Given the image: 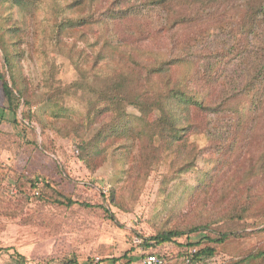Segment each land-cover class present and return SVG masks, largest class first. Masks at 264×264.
Wrapping results in <instances>:
<instances>
[{"label": "trees", "instance_id": "16d2710c", "mask_svg": "<svg viewBox=\"0 0 264 264\" xmlns=\"http://www.w3.org/2000/svg\"><path fill=\"white\" fill-rule=\"evenodd\" d=\"M56 1L72 15L63 25L54 26L42 0H0V11H6L0 23L5 67L0 75L8 109L17 117L19 106H28L22 118L35 130L33 121L37 120L41 133L51 128L61 135L75 136L78 156L89 171L102 167L113 149L120 152L121 159L133 162L129 172L135 176L138 189L150 167L168 162L170 169L161 179L165 191L170 182L186 174L198 181L197 190L208 191L213 179H218V169L230 163L229 157L238 147V135L253 128L264 115V49L252 54V46L264 34V0ZM79 42L92 52L80 47ZM50 52L66 55L81 75L89 62L93 70L111 66L103 75L104 83L92 85L90 96L84 98L85 114L76 117L77 111L66 105L67 87L51 88L49 72L45 77L49 89L41 93L26 75L22 63L25 58L41 59ZM250 56L254 68L245 83L228 78L230 67L248 61ZM119 102L133 106L137 113H117ZM36 103L43 106L40 117L32 110ZM153 113L157 114L154 119ZM216 117L224 118L228 133L225 138L213 139L220 146L216 166L204 169L198 166L197 158L206 150L190 146L188 140L193 133L213 134ZM22 118L14 122H22ZM42 148L49 150L45 145ZM150 148L147 159L142 154L137 157L136 150ZM209 148L208 153H212L213 145ZM141 160L148 171L136 173ZM9 171L11 167L0 165V181L7 179ZM63 177L59 182L65 181L66 173ZM238 180V197L227 214L187 229L162 230L147 240L137 235L143 241L135 245L151 248L142 257L156 253L168 259V242L176 243L186 258L191 254L192 260L211 257L229 238L264 230L248 225L256 194L264 183V152ZM46 183L52 190L42 189L37 195L41 202L92 208L87 200L80 202L73 193L58 189L59 183ZM115 196L112 190L113 203ZM99 207L109 210L104 204ZM197 231L203 233L199 240L190 236ZM179 238L184 241L179 243ZM18 256L24 258L21 253ZM252 260L264 264V248L225 264H249Z\"/></svg>", "mask_w": 264, "mask_h": 264}, {"label": "rangeland", "instance_id": "374dc122", "mask_svg": "<svg viewBox=\"0 0 264 264\" xmlns=\"http://www.w3.org/2000/svg\"><path fill=\"white\" fill-rule=\"evenodd\" d=\"M42 1L50 10L54 26L63 25L72 15L70 10L56 0ZM5 14L6 11H0V23ZM83 43L79 42V46H84L85 49L87 47L90 52V47ZM263 49L264 34L252 46V54H259ZM22 63L34 87H40L39 93L49 89L45 80L48 72L52 89L67 87L65 103L77 111L76 117L86 112L84 98L90 96L91 86H101L104 83L103 75L111 68L109 65H101L100 69L93 70L89 62L84 64L86 71L81 75L66 55L56 52H50L49 56L41 59L38 56L35 59L25 58ZM253 68L254 61L250 56L246 62H235L228 70V78H238L239 83L243 84ZM4 70L0 52V74ZM2 80L0 75V165H7L12 171L8 172L5 181H0V199L13 202V206L8 203L6 209L5 205H0V264H60L70 259L78 260L76 264H95L97 257H100L99 264L109 256L117 259L114 264H136L146 251L151 250L146 246L135 245L134 238L137 235H142L147 240L162 230L187 229L227 214L238 197L235 193L238 178L245 174L251 163L258 162L264 152L263 115L253 128H247L238 135V147L229 157L230 163L223 170L218 169V179H213V185L208 191L197 190L198 181L190 179L187 174L170 182L165 191L161 179L170 169L168 162L150 167L138 189L135 176L129 172L133 162L121 159L119 151L110 150V159L96 172H92L78 156L75 136L61 135L51 128L46 134L41 133L37 120L33 121L37 126L35 130L22 118V112L28 111V106H19L20 114L16 117L8 109ZM116 109L117 113H137L126 102H119ZM32 110L40 117L43 106L36 103ZM156 116V113L152 114L153 119ZM15 118H22V122L15 123ZM212 124L216 125L213 126V134L209 131L193 133L188 140L190 146L206 150L197 158L198 166L204 169L216 166L220 146L215 145L213 139L217 136L225 138L228 133L224 118L216 117ZM43 145L49 148L48 152L42 148ZM211 145L212 153H208ZM150 150L151 148L138 149L136 155L139 157L142 154L147 159ZM172 157L174 155H170ZM142 162L143 160L136 164L135 171L147 170ZM64 173L67 178L64 182H59L64 180ZM47 180L59 183L57 188L73 193L75 200H87L92 208L79 204L67 208L41 202L35 192H41L42 189L51 191ZM19 182L23 183V188ZM112 190L115 191L116 203L111 199ZM189 195L192 196L189 198ZM256 199L248 216V225L259 229L264 227V183L259 187ZM102 203L110 211L100 208ZM9 221H13V235L6 234L9 229H5L6 223ZM22 224L28 225L27 236H22V231L18 230ZM202 235L200 231L190 233L196 240ZM13 241L19 243L24 258L19 257L20 252L10 246ZM177 241L181 243L184 238ZM21 243L23 244L20 245ZM263 248L264 230L250 236L231 237L216 255L194 259L191 264H225L249 253H257ZM180 251L176 243H166L165 252L169 264L187 263ZM256 262L257 260H252L249 264Z\"/></svg>", "mask_w": 264, "mask_h": 264}, {"label": "built area", "instance_id": "2783aa9c", "mask_svg": "<svg viewBox=\"0 0 264 264\" xmlns=\"http://www.w3.org/2000/svg\"><path fill=\"white\" fill-rule=\"evenodd\" d=\"M105 191L107 192V190H105ZM39 193H40V190H37L35 192V194H37V195ZM142 241H143L142 238H140L139 236H136L134 238L135 243H142ZM195 251H196V249L193 250V252H195ZM192 259H193V255L191 254L190 256H188L186 258L187 263L191 264ZM100 261H101L100 257H97L96 263H98ZM138 264H169V261L167 259H165L164 257L156 254V253H148L142 258V260Z\"/></svg>", "mask_w": 264, "mask_h": 264}, {"label": "crops", "instance_id": "0c3cea01", "mask_svg": "<svg viewBox=\"0 0 264 264\" xmlns=\"http://www.w3.org/2000/svg\"><path fill=\"white\" fill-rule=\"evenodd\" d=\"M11 204L12 205V203L11 202H9L8 200H6V199H0V205H5V207H6V209H7V206L9 205V204ZM11 221V220H10ZM9 221V223H6V228L5 229H7L8 227H9V229H7V232H6V234H11V235H13V233H12V231H11V228H12V222H10ZM21 229H18V230H20V231H22V236L25 234V236H27L28 235V225H24V224H22L21 225V227H20ZM27 233V234H26ZM13 240V239H12ZM54 242H56L55 240H54ZM19 243H14V241L12 242V243H10V246H13V247H15V249H13V250H16L17 252H22L21 251V249H20V247H19V245H18ZM23 243H21L20 245H22ZM12 251V250H11ZM14 252V251H13ZM114 258V257H113ZM113 258L111 257V256H109V257H106L104 260H103V262L102 263H99V264H114L115 262L113 261ZM141 261V260H140ZM139 261V262H140ZM139 262H137L136 264H138ZM95 264H97V263H95Z\"/></svg>", "mask_w": 264, "mask_h": 264}]
</instances>
